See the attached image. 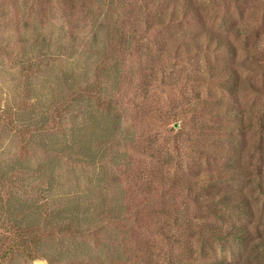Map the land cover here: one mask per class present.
I'll return each mask as SVG.
<instances>
[{"label": "rangeland", "instance_id": "374dc122", "mask_svg": "<svg viewBox=\"0 0 264 264\" xmlns=\"http://www.w3.org/2000/svg\"><path fill=\"white\" fill-rule=\"evenodd\" d=\"M0 264H264V0H0Z\"/></svg>", "mask_w": 264, "mask_h": 264}]
</instances>
